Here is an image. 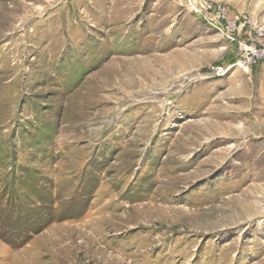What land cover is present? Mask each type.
<instances>
[{"label":"rangeland","instance_id":"obj_1","mask_svg":"<svg viewBox=\"0 0 264 264\" xmlns=\"http://www.w3.org/2000/svg\"><path fill=\"white\" fill-rule=\"evenodd\" d=\"M192 1L0 0V264H264V0Z\"/></svg>","mask_w":264,"mask_h":264},{"label":"built area","instance_id":"obj_2","mask_svg":"<svg viewBox=\"0 0 264 264\" xmlns=\"http://www.w3.org/2000/svg\"><path fill=\"white\" fill-rule=\"evenodd\" d=\"M190 4L191 11L197 18L204 20L206 23L218 29L221 33L224 31L229 35L230 31L228 29L235 28V23H230L228 21L225 9L220 5H214L208 0L192 1Z\"/></svg>","mask_w":264,"mask_h":264},{"label":"bare ground","instance_id":"obj_3","mask_svg":"<svg viewBox=\"0 0 264 264\" xmlns=\"http://www.w3.org/2000/svg\"><path fill=\"white\" fill-rule=\"evenodd\" d=\"M124 260V259H123ZM105 262H107V261H105ZM108 264V263H107ZM112 264V263H111Z\"/></svg>","mask_w":264,"mask_h":264}]
</instances>
